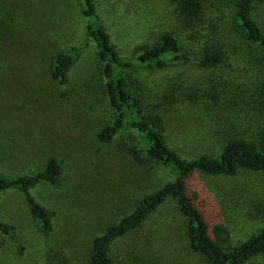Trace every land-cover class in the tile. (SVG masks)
<instances>
[{"label":"rangeland","instance_id":"rangeland-1","mask_svg":"<svg viewBox=\"0 0 264 264\" xmlns=\"http://www.w3.org/2000/svg\"><path fill=\"white\" fill-rule=\"evenodd\" d=\"M95 2L98 22L125 60L163 33L181 38L183 58L161 69L135 63L125 71L129 92L142 98L145 112L164 117L166 141L178 154L216 155L230 138L263 141L264 62L232 26V0H205L192 26L173 0ZM254 18L264 29V0ZM216 39L225 43V62L201 68V44ZM71 47L82 51L61 85L51 77L54 55ZM104 84L81 0H0V172H37L49 158L63 165L58 186L32 188L52 213L50 232L40 229L20 192L0 194V218L13 227L10 234L0 231V264H87L96 236L175 178L169 167L140 165L118 149L121 140L129 142L128 126L110 143L97 139L112 116ZM190 186L204 200L211 225H224L229 244L264 228L263 173H197ZM110 254L114 264H206L190 251L184 218L171 200L116 240ZM248 264H264V256Z\"/></svg>","mask_w":264,"mask_h":264},{"label":"trees","instance_id":"trees-1","mask_svg":"<svg viewBox=\"0 0 264 264\" xmlns=\"http://www.w3.org/2000/svg\"><path fill=\"white\" fill-rule=\"evenodd\" d=\"M259 1L232 0V26L250 48L259 49V61L264 62V29L254 18ZM173 2L176 12L187 24L197 23L204 13L205 0ZM81 4L85 29L102 65L104 89L112 110L111 122L97 132V139L110 143L122 128L128 126L129 142L121 140L117 146L119 150L129 154L140 165L161 163L175 172L173 180L144 196L130 213L93 239L87 264H114L110 254L113 243L140 227L167 200L174 202L184 218V234L190 251L202 256L206 264H248L256 257L264 256V228L245 241L229 244L224 225H211L203 209L204 200L190 186L192 177L197 173L229 176L243 168L264 174V139L230 138L216 155L183 158L166 141L162 114L157 111L145 112L142 98L129 92L125 75V71L135 63L161 69L183 58L181 38L173 32L163 33L155 43L137 45L134 49L135 58L125 60L110 42L103 25L98 22L95 0H81ZM81 51L79 47L57 51L51 77L65 85ZM199 51L197 64L201 68L218 67L227 56L225 43L220 39L201 44ZM214 92L210 91L208 95L217 100L218 95ZM185 96L194 99L191 93ZM164 98L169 99V96L165 95ZM62 173L63 165L56 158H49L39 171L33 173L7 176L0 172V194L20 192L40 229L50 232L52 213L36 200L32 188L40 183L58 186ZM12 229L8 222L0 218L2 233L10 234Z\"/></svg>","mask_w":264,"mask_h":264}]
</instances>
